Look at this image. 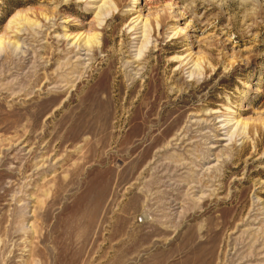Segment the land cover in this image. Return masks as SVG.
<instances>
[{"label": "rangeland", "instance_id": "obj_1", "mask_svg": "<svg viewBox=\"0 0 264 264\" xmlns=\"http://www.w3.org/2000/svg\"><path fill=\"white\" fill-rule=\"evenodd\" d=\"M93 1L0 0L21 44L0 49V264H264V0H115L99 25ZM89 24L95 59L62 36ZM89 104L108 122L83 125Z\"/></svg>", "mask_w": 264, "mask_h": 264}, {"label": "bare ground", "instance_id": "obj_2", "mask_svg": "<svg viewBox=\"0 0 264 264\" xmlns=\"http://www.w3.org/2000/svg\"><path fill=\"white\" fill-rule=\"evenodd\" d=\"M115 3H116L115 0H94L93 1V4H94L93 7L95 8L94 19L96 20L95 21L96 25L101 24V22L103 20H105V18L109 15L110 12H111V16L114 17L112 11L114 10V8H116ZM40 15L44 20L49 18L48 15L42 11L40 12ZM84 16L86 17L87 15L85 14ZM65 22H66V24H68L67 23L68 20H66ZM156 22H158L157 18H156ZM8 23H9L8 24L9 28L16 29L15 30L16 32L21 31L24 26H28V27L33 28L34 26H37L39 24L38 22H36L35 20L33 21L30 17H28L25 13H22V12H17V13H15V15H12V17L9 19ZM89 25H90V27L87 30H83V31L78 30L75 33H73V32L63 33L62 36H64L65 39H67L70 42V44H72L73 47L75 46L78 49L81 48V50H84V51H91L92 54L90 56V59H95V57H94L95 48L98 47V49L102 50L103 46L101 45V42L99 41L100 34L96 31H92V29H93L92 25L93 24H89ZM96 25H93V26H96ZM83 26H84L83 22H81L80 24L70 25V27H73V28H79V27H83ZM128 27L132 31L131 34H134L133 38L134 39L135 38L140 39V44L138 47V52H139L140 49L142 47H144V45L148 42V40H149L148 38H149L150 33H151V28L153 29V26L151 25V23L149 22V19L147 17L143 18L140 15H137L134 18L133 22ZM137 33H139V35ZM19 46H21V44H19L17 39H11L8 36L6 38L5 37L3 38L2 36H0V49H5V48L9 47L10 50L12 49V51H15L17 48H19ZM16 52H18V51H16ZM172 61H176L179 64L177 69H180L182 66L183 67L187 66L186 68L188 69V72L190 75L195 74V73L196 74L202 73V71H204V68H205L203 66V63H202L204 60H201L200 58L199 59L195 58V57L191 56L190 54H187L184 57L174 56V57H172L170 62H172ZM102 82H104V81H102ZM107 87H108V83H104L103 85L98 84L96 90L94 91L95 98L101 99L102 94L107 93V90H108ZM154 87L156 88V86H154ZM155 91H156V89H155ZM157 100H158V97L155 96L153 98V101H151L149 103L150 106L152 107L153 104H155L157 102ZM105 101H106V103L108 102L107 100H105ZM92 106L89 104V107H86L83 114L81 115V121L84 122L83 125H85V123H87L89 120L93 119L96 122V120H100V118H102L103 121L105 119L104 122H108V120H109L108 112L101 113V111L94 110ZM46 109L47 108H44L39 112L32 113V114L28 115L29 119L37 122V121L41 120V118L43 116H45L46 118L49 117L48 115H45ZM106 111H107V109H106ZM150 113L151 112L149 110H145V112L139 113L138 116H137V114H133L131 116V120L135 121L136 118H140V123H142V124L147 123L148 119H149L148 116ZM225 122H226V124H228V123L230 124V128L232 127L231 132H229L230 128L227 130V132H229V136H231L233 133H235V135L236 134L237 135L244 134L245 129L247 128V124H248L246 121L241 120L239 118L235 119V118H230V117L227 118L225 120ZM87 129H88L87 127H81V135L83 133L87 132ZM147 133H149V132H147ZM147 133L142 135L141 141L147 140V136H148ZM79 135H80V133L76 134L72 138H74V140H75V137H78ZM164 136H165V129L160 133V139H163ZM155 141H157V140H151L150 143L145 145L143 148L144 151H147V150L149 151L153 146H155L156 145V144L154 145ZM134 169H136L135 166H132L131 167L132 172H134Z\"/></svg>", "mask_w": 264, "mask_h": 264}]
</instances>
